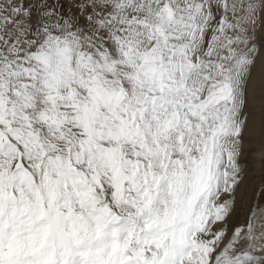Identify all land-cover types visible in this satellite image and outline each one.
I'll return each mask as SVG.
<instances>
[{"label": "rangeland", "instance_id": "1", "mask_svg": "<svg viewBox=\"0 0 264 264\" xmlns=\"http://www.w3.org/2000/svg\"><path fill=\"white\" fill-rule=\"evenodd\" d=\"M263 53L264 0H0V264H264Z\"/></svg>", "mask_w": 264, "mask_h": 264}, {"label": "bare ground", "instance_id": "2", "mask_svg": "<svg viewBox=\"0 0 264 264\" xmlns=\"http://www.w3.org/2000/svg\"><path fill=\"white\" fill-rule=\"evenodd\" d=\"M259 68L261 69V72L264 71V53L259 57ZM251 235L253 236V234H251ZM250 236L249 235L248 236L247 235H242V239H241L242 243L240 244L239 251H237L238 253H235V255H233L232 257H229V258H226V259H224V258L220 259L217 262V264H221L222 262L227 261V260L232 262V261L237 260L239 257H243V256H251V254L248 253V251L250 249V244L252 245V243H253V241H252L253 238H251ZM262 258H263V261H264V256Z\"/></svg>", "mask_w": 264, "mask_h": 264}]
</instances>
